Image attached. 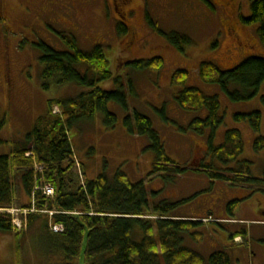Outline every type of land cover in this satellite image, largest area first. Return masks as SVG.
<instances>
[{
  "label": "rangeland",
  "instance_id": "374dc122",
  "mask_svg": "<svg viewBox=\"0 0 264 264\" xmlns=\"http://www.w3.org/2000/svg\"><path fill=\"white\" fill-rule=\"evenodd\" d=\"M62 3L65 4L63 0H0V121H3L0 155L8 154L12 142L24 139L32 130L35 120L46 112L48 100L71 99L86 90L74 83L57 84L54 78H43L42 52L38 44L42 42L54 50L69 51L63 35L73 37L83 52L100 46L112 79L98 83L97 87L106 91L115 90L114 79L121 77L129 114L136 111L147 116L159 134L167 156L178 165L187 166V170L172 184H164L158 177L149 179L154 156L145 148L146 138L129 134L123 123L127 111L119 104L109 102L107 110L117 117L114 128H106L101 113L90 120L79 118L67 125L77 159L72 171L73 187L83 185L82 165L77 166L78 161L84 165L85 176L89 179L103 172L113 177L119 170L128 176L131 183L144 181L147 191L155 193L149 195L151 203L188 199L177 206L173 212L175 215H202L201 218H207L211 214V217L218 218L223 214L230 219L220 223L214 219L195 228L201 233V238H186L184 247L204 258L215 251L226 252L231 264H264V225L252 221L250 228L249 223L242 227L239 222L240 218L262 219L264 192L255 185L237 187L232 192L227 189L232 188L228 184H225L226 188L215 186L209 183L205 171L189 166L194 158H199L204 164L214 161L220 166V163L207 152L210 129L196 135L188 128L193 119L202 118V111L181 109L175 100L181 88L170 82L174 71L184 70L188 73L187 87H196L205 95L217 96L219 116L223 121L216 130L217 138L213 139V146L223 144L225 131H239L243 150L232 165L248 161L250 174L261 178L264 148L254 150L257 135L247 122H236L233 114L260 112V135L264 136V83L253 99L233 102L220 86L203 83L196 76V69L203 62H212L226 71L246 58H264V44L257 33L259 24L243 22L251 14V0H211L209 4L204 0H131L123 9L118 2L119 13L126 18L123 22L129 30L127 35L117 31L119 20L114 0H77L74 11L67 17ZM159 31L186 36L189 43L178 48ZM155 57L163 60L161 70L135 69L127 64V60ZM127 77L131 88L126 83ZM236 87L230 85L229 90L238 89ZM53 109L60 113L58 106H53ZM13 188L15 205L2 209L0 213L10 216L14 230L21 232L20 254L15 252L14 236L0 232V264H52L42 235V224L44 217L54 211L22 208L21 203H28L29 197L22 191L17 173L13 175ZM232 199L241 200L238 204L249 203L250 206L254 202L256 209L244 211L241 215L236 207L230 214L226 204ZM24 210L26 221L22 214ZM39 212L44 214L27 229L28 215ZM151 219L154 221L155 218ZM51 229L60 231L58 226H51ZM231 234L240 236L237 244H233ZM156 250L159 253V244Z\"/></svg>",
  "mask_w": 264,
  "mask_h": 264
},
{
  "label": "trees",
  "instance_id": "16d2710c",
  "mask_svg": "<svg viewBox=\"0 0 264 264\" xmlns=\"http://www.w3.org/2000/svg\"><path fill=\"white\" fill-rule=\"evenodd\" d=\"M209 4V1L204 0ZM251 14L244 18L245 24H259L257 33L264 44V11L262 0H251ZM154 28L156 25L149 22ZM117 31L128 34L124 23L118 22ZM167 41L179 48L189 43L186 36L177 33H163ZM69 51H57L40 42V61L43 66L42 76L54 78L57 84L74 83L85 88L76 97L67 100H48L46 112L39 116L32 130L25 138L12 142L8 154L0 155V208H10L16 203L13 188V175L17 173L24 194L29 197L22 208L53 212L44 217L42 235L52 264H79L83 251V264H231L226 252L215 251L208 258L184 247L186 238L198 240L201 233L195 228L203 225L197 220L200 216H179L173 212L180 201L162 200L151 203L144 181L131 183L128 176L117 171L113 177L105 172L96 178L85 176L84 165L78 161L83 173V185L73 187L72 171L76 157L67 125L79 118L92 119L101 113L106 128H114L117 117L107 110L109 102L119 104L127 115L124 127L131 135L146 138V150L153 153L152 170L149 179L161 178L164 184H172L186 170L166 154L159 134L154 130L151 120L136 111L128 112L127 95L121 77H116V89L102 90L97 84L112 79L108 70V61L100 46L90 52H83L73 37L63 36ZM135 69L149 68L161 70L163 60L155 57L148 60H127ZM196 76L206 84H216L233 102H245L256 97L264 83V58L252 56L243 60L233 69L222 71L212 62H203L196 69ZM188 73L176 70L170 75L173 86L180 87L175 100L185 111H205L202 118H195L188 128L196 135H202L210 129L207 152L220 163L214 161L204 164L199 158L190 162V167L206 172L209 183L221 182L232 188L255 185L264 192V170L261 178L250 174L248 161L236 162L243 150V139L237 130H227L224 142L213 146L216 130L223 119L219 116L220 103L217 96L205 95L196 87H187ZM126 83L131 88L127 77ZM230 85L238 89L229 90ZM264 102V97L262 96ZM53 106H58L60 113H53ZM164 119H166L162 111ZM236 122H247L257 135L254 150L264 148V136L260 135L261 113H235ZM3 121H0V128ZM29 154V156H27ZM35 163L42 166L40 171ZM44 184L54 188L52 196H46L41 189ZM32 200V201H31ZM241 200L227 202L226 210L231 214ZM33 203V204H32ZM44 214L31 213L27 218V229ZM151 218L154 221H151ZM51 226H58L61 231H54ZM0 232L14 236V247L20 254L21 232L15 231L10 216L0 213ZM139 236L138 239H136ZM237 235L231 234L233 240ZM159 244V253L157 252Z\"/></svg>",
  "mask_w": 264,
  "mask_h": 264
},
{
  "label": "crops",
  "instance_id": "0c3cea01",
  "mask_svg": "<svg viewBox=\"0 0 264 264\" xmlns=\"http://www.w3.org/2000/svg\"><path fill=\"white\" fill-rule=\"evenodd\" d=\"M202 114L204 115L205 114V111H202ZM222 135H223V132H221L220 133V139L222 138ZM217 136V133H215V137ZM217 138V137H216ZM196 140V139H195ZM192 185H194V181H192ZM214 185L215 186H218L219 187V185L220 186H224L225 188H226V186L227 185H225V183H221V182H215L214 183ZM228 190H231L232 192L234 191V190H237V188H227ZM197 206V204L193 207V208H195ZM218 208H219V206H218ZM224 208V206H222L221 207V209H223ZM255 210L256 209V207H255V203L254 202H251V206L249 205V203L248 204H244V203H240V204H238L237 205V210H238V212L242 215L243 214V212L245 211V212H247L248 210ZM200 216H202V215H200ZM262 217V219L261 218H255V219H253V220H248V219H245V218H240L239 220V222H240V224H241V226L242 227H246L247 225L246 224H248L249 223V226H250V228H252V221L253 222H255V223H258V224H260V225H264V215L263 216H261ZM210 219H220V220H225V219H227L226 218V216H224L223 214H222V216H219L218 218H215V217H211L210 216ZM249 221V222H248ZM242 223H243V225H242ZM239 236H237V238H238ZM234 243L233 244H237L238 243V240L237 239H235V241H233Z\"/></svg>",
  "mask_w": 264,
  "mask_h": 264
},
{
  "label": "flooded vegetation",
  "instance_id": "af4514ba",
  "mask_svg": "<svg viewBox=\"0 0 264 264\" xmlns=\"http://www.w3.org/2000/svg\"><path fill=\"white\" fill-rule=\"evenodd\" d=\"M207 1H211V0H207ZM213 1V0H212ZM63 2H65V4H63V7H65V10H64V12H65V17H67V16H69V15H71L72 14V12L74 11L73 9L75 8L74 7V5L75 4H77L76 2H77V0H63ZM114 2H115V8H116V12H117V15H118V20H119V22H121V23H124L123 21H125V16L124 15H121L120 13H119V7L117 6V3L119 2L120 4H119V6H121L122 7V9L124 8V7H127V4H128V2H131V0H114ZM64 9V8H63ZM47 11V10H46ZM57 13V12H56ZM55 13V14H56ZM67 15V16H66ZM127 21V20H126ZM69 23L73 26V24L71 23V21H69Z\"/></svg>",
  "mask_w": 264,
  "mask_h": 264
},
{
  "label": "built area",
  "instance_id": "2783aa9c",
  "mask_svg": "<svg viewBox=\"0 0 264 264\" xmlns=\"http://www.w3.org/2000/svg\"><path fill=\"white\" fill-rule=\"evenodd\" d=\"M42 167H39V170H41ZM41 190L43 191V193L46 195V196H52L53 195V188L52 186H50L49 184L45 185L44 187L41 188Z\"/></svg>",
  "mask_w": 264,
  "mask_h": 264
},
{
  "label": "water",
  "instance_id": "95a60500",
  "mask_svg": "<svg viewBox=\"0 0 264 264\" xmlns=\"http://www.w3.org/2000/svg\"><path fill=\"white\" fill-rule=\"evenodd\" d=\"M262 2H263V11H264V0H262ZM83 254H84V252L82 251L80 254L79 264H83Z\"/></svg>",
  "mask_w": 264,
  "mask_h": 264
}]
</instances>
